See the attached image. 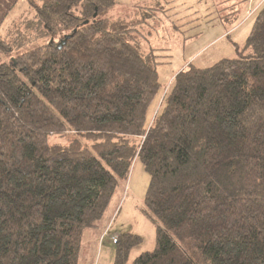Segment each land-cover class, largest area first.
I'll list each match as a JSON object with an SVG mask.
<instances>
[{
	"label": "trees",
	"instance_id": "trees-1",
	"mask_svg": "<svg viewBox=\"0 0 264 264\" xmlns=\"http://www.w3.org/2000/svg\"><path fill=\"white\" fill-rule=\"evenodd\" d=\"M243 1L218 0L221 20ZM115 2L33 0L0 36V264H78L135 160L155 246L127 262L142 237L120 232L113 264H264V1L244 50L181 68L151 118L168 6L102 16Z\"/></svg>",
	"mask_w": 264,
	"mask_h": 264
},
{
	"label": "rangeland",
	"instance_id": "rangeland-1",
	"mask_svg": "<svg viewBox=\"0 0 264 264\" xmlns=\"http://www.w3.org/2000/svg\"><path fill=\"white\" fill-rule=\"evenodd\" d=\"M39 2V0H34ZM156 0H116L102 11V16L125 17L134 10L153 5ZM168 6L163 13L156 11V22L151 27L150 44L157 48L159 90L148 109V118L161 105L163 96L176 73L189 63L198 67L213 64L224 57H235L244 50L257 7L264 0H244L240 4L238 19L234 25L224 23L217 9L218 0H158ZM33 0H0V36L16 35V24L22 17L33 14ZM253 9V12H249ZM160 16V17H159ZM152 19V18H151ZM154 20V19H153ZM144 32L148 31L147 28ZM46 39L31 40L14 48L10 57L32 48ZM55 141L65 137L53 135ZM149 174L140 160H135L127 183L117 186L110 206L99 220L95 247L86 245L83 232L78 264H113L116 245L112 242L115 232H131L141 235L127 262H131L144 250L155 246L157 219L146 212L144 197ZM110 223L107 234L100 236ZM103 231V232H104ZM92 244V243H91Z\"/></svg>",
	"mask_w": 264,
	"mask_h": 264
},
{
	"label": "crops",
	"instance_id": "crops-1",
	"mask_svg": "<svg viewBox=\"0 0 264 264\" xmlns=\"http://www.w3.org/2000/svg\"><path fill=\"white\" fill-rule=\"evenodd\" d=\"M99 226H100V225H99V223H98L97 226H95V227H90V228H87V229L85 230L84 237L86 236L85 240H86V245H87V246H92L93 248L95 247L96 242H97V239H99V238H98V235H97L98 232L96 231V229L98 230ZM103 231H104V230H102L100 236H102ZM115 233L118 234L119 232H115ZM91 243H92V244H91Z\"/></svg>",
	"mask_w": 264,
	"mask_h": 264
},
{
	"label": "built area",
	"instance_id": "built-area-1",
	"mask_svg": "<svg viewBox=\"0 0 264 264\" xmlns=\"http://www.w3.org/2000/svg\"><path fill=\"white\" fill-rule=\"evenodd\" d=\"M253 12V9L249 12V14H251ZM109 225H110V223L107 225V227L105 228V231L103 232V234H107V232H108V228H109ZM116 241H117V234H115V235H112V242L113 243H116Z\"/></svg>",
	"mask_w": 264,
	"mask_h": 264
},
{
	"label": "water",
	"instance_id": "water-1",
	"mask_svg": "<svg viewBox=\"0 0 264 264\" xmlns=\"http://www.w3.org/2000/svg\"><path fill=\"white\" fill-rule=\"evenodd\" d=\"M70 34H66L65 36L68 37ZM65 41V39H62L59 43H58V47H61L63 42Z\"/></svg>",
	"mask_w": 264,
	"mask_h": 264
}]
</instances>
